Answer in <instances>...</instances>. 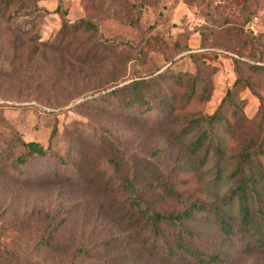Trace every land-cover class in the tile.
Segmentation results:
<instances>
[{
  "label": "rangeland",
  "instance_id": "obj_1",
  "mask_svg": "<svg viewBox=\"0 0 264 264\" xmlns=\"http://www.w3.org/2000/svg\"><path fill=\"white\" fill-rule=\"evenodd\" d=\"M27 1L37 10L36 16H0V139L14 134L46 147L49 125L54 123L75 154L80 146L78 137L99 142L100 137L105 140L113 133L111 139L126 159L147 157L165 174L183 160L184 176L190 180L180 188L190 192L198 187L197 193L207 202L235 214L236 200L225 198L233 185L229 178L233 150L222 127L213 129L223 151L221 157L209 152L205 161L199 162L189 151L196 128L180 136L176 119L163 131L156 111L133 120V115L139 116L135 110H119L113 99L97 98L114 87H104H109L105 71L95 69L98 73L92 74V65L82 62L91 46L80 44L61 51L69 37L62 39L59 32L63 24L82 18L95 20L100 37L93 46L103 40L115 43L112 50L128 60L119 74L123 81L117 86L168 68L196 73L203 63L201 74L210 78L211 94L204 106L188 112V119L196 118L211 114L232 87L235 58L254 63L249 55L256 52L255 64L264 65V0ZM35 32L40 39L31 54L33 43L28 40ZM146 39L151 48L139 61L135 48ZM46 41L52 47L43 45ZM202 53L208 55L192 56ZM251 80L264 95V77L251 75ZM238 95L245 121L255 122L258 98L248 89ZM108 167L102 157L98 169L105 179L110 175ZM56 171L71 174L70 167L57 166L51 159L31 162L21 175L0 174V253L8 249L19 257L9 264H122L127 246L112 245L117 237L126 239L133 232L114 212L110 194L85 187L77 176L69 182L52 181ZM111 182L116 183V178ZM55 222L57 231L51 233ZM193 222L201 243L219 238L211 212H195ZM233 257L238 264H264V255Z\"/></svg>",
  "mask_w": 264,
  "mask_h": 264
},
{
  "label": "trees",
  "instance_id": "obj_2",
  "mask_svg": "<svg viewBox=\"0 0 264 264\" xmlns=\"http://www.w3.org/2000/svg\"><path fill=\"white\" fill-rule=\"evenodd\" d=\"M36 12L27 0L0 2V16L6 19L18 14L36 16ZM31 24L33 26V22ZM98 31L96 21L91 18L63 24L60 38L68 36L69 41L61 51L68 52L71 48L81 47L80 44H89L91 47H87L82 62L92 65V74L98 73L95 69L105 71L109 87H104H114L97 98L113 99L117 109L139 113L131 119L139 120L156 111L160 114L163 131L169 122L176 119L181 126L180 136L188 135L191 129L196 128V138L189 144V151L199 162L205 161L209 152H213L217 159L221 157L223 151L213 133L216 126H221L233 150V168L229 174L233 185L225 198L228 202L236 200V213L221 211L207 202L197 193L198 187L190 192L181 189L190 180L184 176L187 172L183 160L165 174L157 162L147 157L126 159L113 143L111 137L115 136L109 130L111 136L109 134L105 140L100 137V143L78 137L80 146L75 154L66 146L54 123L49 125L51 129L46 147L18 135L5 134L0 139V174L5 177L10 173L21 175L31 162L51 159L57 166L70 167L71 174L74 172L71 175L56 171L52 181L69 182L77 176L85 187L100 190L103 195L110 194L114 212L127 222V227L133 232L131 235L128 233L126 239L117 237L112 245L116 248L122 244L127 246L122 264H238L234 254L240 257L264 255V95L258 92L251 80V75L264 77V65L255 64L258 61L256 52L249 55V60L254 63L234 59L236 78L211 114L188 119L190 110L204 106L210 98L211 82L201 74L203 63H199L196 73L168 68L152 77L148 76L154 72L138 75L131 82L117 86L123 81L119 74L128 60H122V55L112 50L115 43L109 45L103 40L93 46L92 42L100 37ZM39 39L35 32L28 40L33 43L31 54L38 49L36 43ZM49 43L46 41L43 45L52 47ZM150 48L151 42L144 40L141 47L135 48L136 59L142 61ZM241 53L238 52L239 55ZM204 55L208 54H192L199 58L206 57ZM245 89L259 100L255 122L250 119L246 122L241 108L243 102L238 93ZM156 124L158 126V121ZM188 124H191L190 128ZM73 125L75 123L70 124ZM102 157H106L109 164L108 179L98 169ZM113 177L116 183L111 182ZM206 211L215 216L219 238H211L203 244L193 218L195 212ZM49 217L53 223V217ZM57 224L52 225L51 233L57 231ZM18 260L19 257L11 250L3 249L0 253V264Z\"/></svg>",
  "mask_w": 264,
  "mask_h": 264
}]
</instances>
